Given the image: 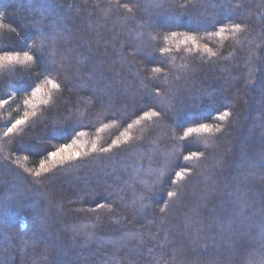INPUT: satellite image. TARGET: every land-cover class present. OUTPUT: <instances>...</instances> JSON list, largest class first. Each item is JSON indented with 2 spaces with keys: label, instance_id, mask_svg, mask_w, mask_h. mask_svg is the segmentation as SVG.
<instances>
[{
  "label": "trees",
  "instance_id": "16d2710c",
  "mask_svg": "<svg viewBox=\"0 0 264 264\" xmlns=\"http://www.w3.org/2000/svg\"><path fill=\"white\" fill-rule=\"evenodd\" d=\"M0 49V264H260L264 0H0Z\"/></svg>",
  "mask_w": 264,
  "mask_h": 264
},
{
  "label": "snow or ice",
  "instance_id": "6c2138e0",
  "mask_svg": "<svg viewBox=\"0 0 264 264\" xmlns=\"http://www.w3.org/2000/svg\"><path fill=\"white\" fill-rule=\"evenodd\" d=\"M233 27H234V30H235V31H242L241 26H240L239 23L235 24ZM223 31H224V29L222 28V29L220 30V32H217L216 34H217V35H220V33L223 32ZM172 35L175 36L176 33H172ZM188 39H192V37H188ZM0 51H5V49H0ZM212 54L215 55V53H212ZM4 59H7V60H9V61H12L14 58L11 57V56L0 57V61H2V60H4ZM32 60H33V57H32L31 55H28V53L26 52V53H25V56H24V60H23V61H21V60H16V62H17V63H24L25 61H29V62H30V61H32ZM156 71L158 72L159 69H156ZM38 78H39V77L37 76L35 79H38ZM35 79L33 80V83L35 82ZM49 83H52V81H49ZM52 86H53V88H58V87H59V85H58V84H55V83H52ZM153 86H158V82H157L156 84H154ZM24 90L26 91V89H24ZM0 91H2V90H0ZM36 91H39V89H38V88L35 89V90H34V93H35ZM7 102H8L7 100L0 99V105L6 104ZM144 115H145V118H150V117H153V116H158L159 113H157V112H152V113H145ZM227 115H228V113L225 112L223 115H221V116L219 117V119L223 120ZM23 123H24V120H23V119H17V120L15 121V123L12 124V126L8 128V133L13 132V130L16 129L18 125H22ZM129 127H131V125H129ZM200 127H201L203 130L207 131L208 128H209L210 126H209V125H203V124H202ZM192 131H193V129L189 128V129H188V132H185V136H187L188 133H189V132H192ZM6 135H7V133H6ZM69 147H71V145L62 144L60 148H57V149H56V151H49V155L52 156V157H56L57 155L60 154L61 151H65V150H66L67 148H69ZM93 147H95V146H93ZM108 150H109V149H101V151H103V152H107ZM44 151H48V149H47V148H44ZM77 155H78V154H77ZM196 155H197L196 152H192V153H191V156H186V157H185V160H189V161H190L191 158H192L193 156H196ZM167 165H168V161L166 160V161L164 162V165H162V168H163V167H166ZM152 174H153V175H156L155 172H153ZM176 175H177L178 177H182V176H183V173H182V172H176ZM158 180H159V176H157V181H158ZM154 190H155V189H154V186H149V187H148V191H149V192L154 191ZM175 195H176V194L173 193V192H168V196H169V197H174ZM261 228H262V236H264V225H262ZM260 264H264V259H261Z\"/></svg>",
  "mask_w": 264,
  "mask_h": 264
},
{
  "label": "rangeland",
  "instance_id": "374dc122",
  "mask_svg": "<svg viewBox=\"0 0 264 264\" xmlns=\"http://www.w3.org/2000/svg\"><path fill=\"white\" fill-rule=\"evenodd\" d=\"M75 152L76 150H74L71 146L67 148L65 151H61L60 154L57 155L56 157H52V158L55 163H60L64 159L73 157L75 155Z\"/></svg>",
  "mask_w": 264,
  "mask_h": 264
}]
</instances>
